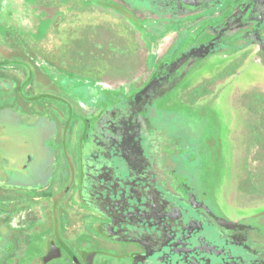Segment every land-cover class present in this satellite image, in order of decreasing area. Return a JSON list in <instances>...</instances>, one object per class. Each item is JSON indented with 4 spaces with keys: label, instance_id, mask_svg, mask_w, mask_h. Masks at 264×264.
I'll return each mask as SVG.
<instances>
[{
    "label": "flooded vegetation",
    "instance_id": "af4514ba",
    "mask_svg": "<svg viewBox=\"0 0 264 264\" xmlns=\"http://www.w3.org/2000/svg\"><path fill=\"white\" fill-rule=\"evenodd\" d=\"M243 2L244 0H224L222 3H218L219 6L222 5L216 11L218 18L221 17L223 21ZM214 13L212 14L214 15ZM131 15L134 16L132 13ZM221 20H216L214 23L218 24L222 22ZM261 35L264 36V30L261 31ZM177 36L176 30L166 28L165 33L156 39L155 42H152L150 47L145 45L147 52H144L146 54L144 52L140 53L139 48V52L136 51L135 54L128 53L133 59L130 57L129 59H123L121 61L123 64L117 67L118 70L115 75L111 72L113 69L103 70L97 76L84 72L82 68L78 70L77 66L83 64V59L76 58L73 60L72 64L76 66H74L76 73L71 71L72 77L75 76V82L70 83L72 86L70 90H72V94H74V91L76 92L74 99L77 103L74 104L81 110V113L75 116L81 120V123L77 125L76 130L73 132L75 139L73 148L64 147L58 150L53 147L47 148L48 155L53 154L55 156L53 163H49L47 160L45 163L41 162L42 166L45 167L43 178L40 175L39 179H33V184L23 180V175L25 173L30 175L34 163H37L38 157L32 152L25 154L24 160L15 166L10 161L5 164L3 162L4 156L0 153L1 166L6 176L5 179H0V264H147L146 259L144 260L145 253L147 254L145 249L138 243L123 240L124 238L120 236L121 233L118 234L111 228L109 215L103 213L104 211L111 214L105 204H97L95 199H93L96 185L93 182L91 183L90 173H93L94 170L87 163L90 155H93L92 150H103L101 149L102 146L106 149H112L113 145H116L115 147H117L116 149L119 153L122 149L129 148V153L124 155H127L132 162V159H135L137 155L138 148L136 143L140 146L139 140L143 137L140 139L137 135H132L135 129L128 127L126 118L121 120L118 116L116 118L119 120L116 121V118H113V120L114 123L119 125L111 124V122L107 123L110 128L106 127V129L111 134L109 135L107 131L106 133H99L100 137H97L95 143H92L91 153L84 149V136L93 120L100 118L109 107L118 104L123 98L129 97L142 89L163 62L175 59L185 49L183 46L180 47L181 49L177 48L175 42ZM211 37L209 34H200L198 40L204 41ZM23 40L18 36L8 35L6 42L11 45L10 52L7 55L0 52L1 56L4 57L3 59L13 60L8 55H16L21 52V47L18 49L17 46L13 45L20 46L19 43ZM28 54H30V57H27ZM233 54L264 64L262 56L259 54L258 44L253 43L242 48H235L233 52L228 54L226 52L223 56H232ZM22 55L30 61L28 63L31 66L30 68L28 67L29 70L45 73L46 68L49 67L48 64L52 62L51 70L52 72L54 71L53 76L59 77L67 72L66 68L58 67L60 64H58L56 59L45 57V54L39 48L35 49L34 53L23 52ZM149 56L154 59L153 67L158 62H162L155 68L148 67L144 61ZM139 64H141V67L146 65V68L142 69V71L138 70L140 67L137 69L135 66H139ZM133 69L137 70L133 71L132 77L127 78L128 75L133 73L131 71ZM6 70H11L15 75L22 74L24 80L27 76L25 70L14 67L11 63ZM47 73L50 72L47 71ZM210 77L204 78L205 80L201 84L203 86L201 92L195 94L192 101L188 100L187 95L188 92L193 90L195 85L180 91L175 90L171 99L163 100V108L175 105L176 107H182L184 113L193 114L197 110L200 112L205 107L204 111L206 112L207 106L214 105L217 100H222L221 90L222 88H227V86L222 87L219 83L222 80L221 76ZM61 79L60 77V82L56 84L54 81L48 80V84L60 87ZM17 85L16 89L20 86L19 84ZM63 85L69 88L68 85ZM0 87L13 88V85L8 83L0 84ZM253 87L246 88V91L249 92ZM235 88V85H231L229 101L232 106L238 100L235 95L233 96ZM25 89L35 91L31 84ZM176 91L177 94H175ZM178 91L180 92L179 94ZM48 95L57 97L54 94ZM28 103L23 101L24 105ZM167 113L169 115L163 117V119H167L165 124L169 125L167 128L171 133L176 132L173 135L169 133L170 146L167 148L169 154L172 157L174 156L175 164L167 163V171L163 170L162 172L166 171L162 176V182L156 181L157 184H160V191L165 196L168 195V199L173 200L175 197L186 202V208H189L187 212L197 217L195 222V225L198 226L197 229L208 225L210 231H214L215 238H212L214 241L215 239L216 242H218L217 239L225 240V245L223 242L224 251L233 253V260H230L231 264H248L247 260H249V264H264V230L259 227V221L264 219V207L260 206L254 211L249 208L238 209L237 206L230 202L228 196L217 193L220 185L218 163L223 161V158L220 157L223 152L222 125H220L218 118L209 114L208 118L212 122L209 120L202 121L201 126L208 127V138L204 139L206 140L204 144L200 142L201 140H198L200 138H197L199 145L192 147L189 144H185L186 135L177 130L181 128H177L172 123L171 111ZM157 119L161 120V117L158 116ZM210 122L213 123L214 126L212 127L214 130L210 128ZM186 125L191 126V122L188 121ZM256 126L254 125V128ZM4 127L1 124L0 136L6 135ZM172 128L176 130H172ZM100 129L102 131L106 130L104 129V124ZM189 130H191L190 127ZM218 131L219 137L216 135ZM204 132L203 129L199 136L203 137ZM212 132H214L213 135ZM143 136L146 144L149 140L152 141V139L156 138L157 134L146 130ZM182 144L186 146L181 147L180 145ZM155 146L156 144L150 146V149L155 151ZM188 148L190 149L187 150ZM252 149L253 146L250 151L248 149V153ZM206 157L214 162L211 168L205 163ZM208 159L207 162H209ZM138 172L139 170L134 169L133 175L136 176ZM132 182H134V178L131 177L126 183ZM193 188H196L201 195V199H191L189 202L184 199L181 193ZM219 192L223 193L222 191ZM151 196L152 198L147 200H153V204L157 205L156 196L152 194ZM193 206L196 210H202L200 206H204L210 212L204 210L196 211ZM155 210L159 212L160 207L157 205ZM163 215L165 216L166 213H163ZM221 218H225L229 222L245 223V225L240 227L230 226L226 227L227 229H222L218 224V220ZM177 221L184 226L183 213H174V217L171 216L169 223H167L172 236L174 231L177 230L175 228ZM209 229L207 227V230ZM222 230H226L224 234L221 233ZM254 239L262 242L263 248L254 246ZM203 240L208 242V246L209 242L211 244L213 242V240L209 239ZM178 248V246L174 247L175 250H178ZM208 249L215 250L211 247ZM152 250L154 249H150L149 252L152 253ZM215 252L216 254H221L220 251L215 250Z\"/></svg>",
    "mask_w": 264,
    "mask_h": 264
},
{
    "label": "rangeland",
    "instance_id": "374dc122",
    "mask_svg": "<svg viewBox=\"0 0 264 264\" xmlns=\"http://www.w3.org/2000/svg\"><path fill=\"white\" fill-rule=\"evenodd\" d=\"M40 1L46 4L45 9L35 4L29 5V2H25L24 5L28 6L29 12L35 18L43 16V20H47L42 31L44 36L25 35L26 37L22 38L24 40L19 43L20 46L15 44L13 46H17L18 49L21 47L25 53H34L35 49L39 48L45 57L56 59L60 64L58 67H64L68 72L76 71L75 65L72 64L73 60L83 59V64H79L77 69L81 70L80 68H82L84 72L92 73L95 76L100 75L106 69H113L111 72L115 75L117 67L123 64L121 61L129 59L128 53L135 54L138 48L140 53L147 52L146 46L150 47L152 42L165 33L166 28L177 31L178 36L175 42L179 49L181 46L186 48L196 41L199 42L200 34H209L206 30L217 24L214 23L216 20H221L216 11L222 6L219 4L223 2L217 4L216 7L204 8L182 16L158 15L149 11L150 16L140 19L134 15V20V16L125 7L124 9L115 5L110 0H105V3L101 0ZM77 4L80 6L90 5L92 9L78 8ZM2 8L4 10V20L2 21L7 22L8 29L7 32L0 34V52L7 55L11 46L6 42L7 34L15 36V25L19 29H24L27 25L15 10L12 2L11 4L6 3ZM40 9L44 10L42 16L37 12ZM22 33L21 31V35ZM235 48L242 47H234L227 54L233 52ZM22 51L16 55H8L13 59L10 62L11 65L25 70L27 74H33L30 82L35 93H48L57 96L45 95L41 99L24 105L22 99L16 95L17 84L23 79V75H15L11 70H5L6 73L0 72L3 84L13 85V88L0 87V126L1 124L5 126L6 134L0 136V153L4 156L3 162L7 164L10 161L13 166L23 161L24 155L28 152L37 155V163H34L32 173L23 175L25 182L33 184V179H39L40 175L43 178L45 174V167L42 166V163H45L46 160L53 163L55 155H48L47 148L53 147L58 150L64 147L68 149L74 147L73 132L81 123V120L77 119L75 115L81 113V110L74 104L77 103L74 99L76 92L71 93V85H68V88L61 83L60 87L48 84V80L54 81L56 84L62 77L53 76L54 71L51 70L53 63L50 62L49 67H45V73L28 70L30 61L22 55ZM223 54L216 53L205 58L199 67L187 74L172 91L156 99L149 107L147 114L156 126L166 127L168 133L173 135L176 132L172 131L174 133H171L167 128L169 125L165 124L167 119H163L169 115L167 112L171 111L172 123L177 128H181L177 130L186 135L185 144L192 147L199 145L198 140L204 144L206 142L204 139L208 138V127L201 126L202 121L209 120V114L216 116L222 125L223 150L220 156L223 161L218 163L220 185L217 193L228 196L230 202L238 209L249 208L254 211L260 206L264 207V138L260 144L253 147L250 153H248V149L250 151L255 139L261 137L260 134L264 137V64L256 60L241 58L236 54L232 56H223ZM28 56L30 57V54ZM3 58L0 54V59ZM153 61L154 59L149 56L144 63L148 67H152L154 66ZM146 65L141 67L139 64L135 67L137 69L140 67L138 70L142 71ZM133 74L134 72L127 78L132 77ZM215 75L222 77L219 83L222 87L227 86V88L221 90L222 100H217L214 105L207 106L206 112L204 111L205 107L200 112L197 110L193 114H186L182 107L175 105L163 108V100L171 99L175 90L180 91L195 85L187 95L188 100L192 101L195 94L201 92L204 78L208 76L212 78ZM74 77L70 79V82H75ZM231 85L236 86L233 96L235 95L238 99L234 106L229 101ZM252 86L254 87L249 92L246 91V88ZM157 115L161 117V120L157 119ZM188 121L191 122V126L186 125ZM209 121L212 122V120ZM254 125L257 126L254 128ZM212 126H214L213 123L210 128L214 130ZM203 129L205 132L203 137H200L199 134ZM253 129L255 130L253 131ZM172 130L176 129L172 128ZM216 135L219 137V131ZM197 138L200 139L197 140ZM207 159L208 157L205 158V163L211 168L214 162L209 159L207 162ZM250 171L252 172L251 176ZM5 178L0 160V179Z\"/></svg>",
    "mask_w": 264,
    "mask_h": 264
},
{
    "label": "water",
    "instance_id": "95a60500",
    "mask_svg": "<svg viewBox=\"0 0 264 264\" xmlns=\"http://www.w3.org/2000/svg\"><path fill=\"white\" fill-rule=\"evenodd\" d=\"M110 1L125 7L136 17L144 19L151 15L149 11L158 15L182 16L213 7L224 0ZM262 30H264V0H244L243 4L238 6L230 16L206 30L212 36L210 39L196 41L187 46L175 59L163 62L142 89L109 107L100 118L91 122L85 133L84 149L88 153H91L92 143H95L97 137H100L99 133L107 131L109 135L111 134L106 129V127L110 128L107 123L119 125L114 123L113 118L116 116L121 120L126 118L128 127L134 128L136 131L133 130L132 135H137L140 139L144 138L143 133L146 130L157 134L156 138L152 141L149 140L146 144L143 138L139 140L140 146L136 143L137 155L135 159H132V162L127 155H124L129 153L130 149H122L120 153L123 154H120L116 145H113L112 149L102 146L103 150H92L93 155L89 154L90 157L87 161L94 170L93 173H90L91 183L96 185L93 199L97 204H105L111 214L104 211L103 213L109 215L111 228L116 233H121L120 236L124 238L123 240L138 243L145 249L147 254L145 253L144 260L146 259L147 264H231L230 260H233V253L223 249L225 240L217 239L218 242H216L215 239L214 241L212 239L215 238L214 231H210L208 225L197 229L198 226L195 225L197 217L187 212L189 208H186L185 201L175 197L173 200L168 199V195L165 196L160 191V184H157L156 181L162 182V176L168 168L166 164H175V161L167 151L170 146V135L166 127L156 126L147 113L156 99L172 91L187 74L199 67L202 61L210 55L226 53L234 47H244L254 43L258 44L259 54L264 62ZM103 124L106 129L104 131L100 129ZM153 142L156 144L155 151L150 149V146L154 145ZM134 169L139 170L136 176L133 175ZM163 170L166 171L162 173ZM131 177L134 178V182L126 183ZM169 182L171 183L170 180ZM151 194L157 198L156 204L160 207L159 212L155 210L157 205L153 204V200H147L152 198ZM181 194L189 202L191 199H201L196 188ZM204 201L206 200L204 199ZM200 207L202 210L210 212L206 207ZM178 212L183 213L184 226L177 221L175 227L177 230L172 236L167 223L171 216L174 217V213ZM163 213L166 215L164 216ZM261 220L259 227L264 230V219ZM218 224L222 229L245 225V223L229 222L225 218L218 220ZM225 231L222 230L221 233L224 234ZM203 239L213 240V242L212 244L209 242L208 246V242ZM253 245L263 248L262 242L256 239H254ZM177 246L179 248L175 250L174 247ZM209 247L220 251L221 254H216L215 250L212 251L208 249ZM150 249H154L152 253L149 252ZM246 262L249 264V260Z\"/></svg>",
    "mask_w": 264,
    "mask_h": 264
},
{
    "label": "trees",
    "instance_id": "16d2710c",
    "mask_svg": "<svg viewBox=\"0 0 264 264\" xmlns=\"http://www.w3.org/2000/svg\"><path fill=\"white\" fill-rule=\"evenodd\" d=\"M101 1L104 2L105 0H101ZM11 2L13 3V6L15 7V10H17L18 13L22 16L23 20L25 21V23L27 25L24 29H19L18 26L15 25L14 26V29H15V32H16L15 36H18L20 38H24V37H26L25 35H30V34L31 35L33 34V35L44 36L42 31H43V26L45 25L47 20H43L44 17L42 16V14L44 15V13H43L44 10H42V9L46 8V4H44L40 0H37V1L36 0H10V1L9 0H0V34L4 33L5 31L7 32V29H8L7 28V24H6L7 22H3L2 21V20H4V15H3L4 10H3L2 7L5 6L6 3H10L11 4ZM25 2H29V5L35 4L36 6H39L41 8L43 7L42 9L37 11L42 17L38 16V17L35 18L29 12L30 10L28 9V6L25 7V5H24V4H26ZM106 4L110 5L109 3H106ZM77 7L78 8H85L86 7L88 9L89 8L92 9V7L90 5L89 6H80V5H78ZM100 12H101V10H100ZM21 31L23 32L22 35H21ZM8 35H9V33L7 34V36ZM11 61L12 60H9V59H6V58L5 59H0V72L1 73H6L4 71L6 70V68L9 67ZM160 62H162V61H160ZM160 62H158V64H160ZM28 67L30 68L31 66L28 65ZM155 67H153V68H155ZM29 68H28V70H29ZM63 74L66 75V76L62 75L61 78L63 80L61 81V83L65 84V85H70V83H71L70 79L73 76L72 72H68L67 71V72H65ZM32 76H33V74L28 73L26 78H25V80L24 79L21 80V82H19V85H20L19 88L16 89V95L18 97H20V99H22L25 102H34L37 99H41V98L45 97V95H48V93H40V94H38V93H35L32 89L31 90L30 89H28V90L25 89L29 84H31L30 79L32 78ZM0 79H1L0 80V84H3V80H2L3 78H0ZM259 136H261V137H258L257 139H255V142L252 144L253 147L255 145H257L258 143L260 144L263 141V138H264L263 135L260 134ZM251 173L252 172L250 171V176L252 175Z\"/></svg>",
    "mask_w": 264,
    "mask_h": 264
}]
</instances>
